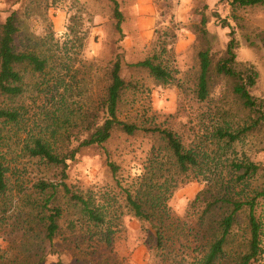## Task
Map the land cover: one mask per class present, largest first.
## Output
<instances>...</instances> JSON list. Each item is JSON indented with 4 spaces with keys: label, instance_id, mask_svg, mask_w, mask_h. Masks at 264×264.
I'll use <instances>...</instances> for the list:
<instances>
[{
    "label": "rangeland",
    "instance_id": "obj_1",
    "mask_svg": "<svg viewBox=\"0 0 264 264\" xmlns=\"http://www.w3.org/2000/svg\"><path fill=\"white\" fill-rule=\"evenodd\" d=\"M118 1L124 14V35L115 28L109 0H0V21L16 13L17 49L48 57L47 71L65 76L64 86H60L57 92H62L65 84L74 80L65 99L55 90L45 95V91H39L44 76L30 67H22V95L14 99L0 97V106L25 107L26 127L35 128L34 132H37L50 123L52 111L56 112L64 105L77 111L79 106H87L94 100L106 83L111 61L120 55L122 76L138 84L135 95L128 93L124 97L121 105L123 117L127 112L131 115L133 109H138L141 114L144 107H151L146 117L156 125L177 131L187 146L197 138L201 139L199 135L210 134L217 125L231 122L235 126L247 119V112L231 94L230 81L223 76L213 73L208 99L204 102L198 100V52L211 45L213 64L224 56L231 31L229 26H223L224 20L227 21L235 29L238 39L237 59L253 64L259 73L252 93L264 97V5L233 11L224 0ZM203 15L208 19L207 39L199 30ZM173 33L176 38L168 49L172 47L174 54L168 52L161 59L171 69H177L174 82L159 84L147 69L127 66L128 62L150 56L153 49L159 50L162 40ZM246 35L257 38V45H248L244 40ZM67 111L61 113L62 118ZM4 134V151L11 170L8 172L7 193L0 196V264H102L110 257V252L117 253L119 258L127 256L131 264H161L156 251L143 244L148 240L145 232L148 225L141 224L126 204V192L135 193L138 189V178L147 172L150 155L158 148H162L164 155L168 154L169 150L160 137L143 132L129 136L116 130L105 146L107 152L98 146L84 148L68 162L65 181L72 191L90 195L96 203H106L113 198L109 212L122 215L113 246H108L100 240L98 243L97 236L91 238L84 228L70 224L81 215L79 207L72 202L66 204V199L61 198L59 203L65 213L60 220L61 231L50 248L43 233L36 228L27 231L26 221L28 218L30 222V218L26 217L28 209L22 207V200L40 180L59 182L60 171L23 151L25 133L21 128H7ZM47 136L54 141L50 133ZM244 156L264 164V127L225 149L219 165L223 167L228 160ZM108 160L119 165L115 175ZM193 175L191 173V177ZM205 183L202 174L195 179L182 176L172 188L168 201L170 207L179 214L188 212L189 202ZM253 186H264L263 172L256 177ZM4 201L9 207L5 214L1 212ZM257 212L264 221V199H260ZM61 250L65 253L59 258L54 251ZM259 264H264V254Z\"/></svg>",
    "mask_w": 264,
    "mask_h": 264
},
{
    "label": "trees",
    "instance_id": "obj_2",
    "mask_svg": "<svg viewBox=\"0 0 264 264\" xmlns=\"http://www.w3.org/2000/svg\"><path fill=\"white\" fill-rule=\"evenodd\" d=\"M112 4L115 28L124 35L122 23L124 14L118 0H109ZM235 11L240 8L264 5V0H224ZM237 17V15H234ZM16 13L10 14L0 21V97L14 99L23 93L22 67H30L44 76L39 91L45 95L55 90L62 99L68 95L73 82L65 84V76L50 74L49 59L33 51H20L16 46L18 33ZM207 17L201 18L199 30L207 39ZM223 26L231 31L223 57L213 64L211 45L198 52L200 74L197 82L196 95L199 101L208 99L213 73L225 77L231 83V94L240 107L247 112V119L235 126L230 122L217 125L210 133L199 135L197 141L186 145L181 135L170 127H161L146 117L151 107H144L141 114L133 109L132 114L125 117L121 105L128 93L138 92V84L122 76V57L117 55L106 73L105 85L100 89L94 100L85 106L69 110L66 106L58 108L60 114L52 111L50 123L46 127L35 128L26 126L25 107L12 105L0 106V196L8 190V172L11 170L7 162L4 148L6 146L5 129L21 128L25 133L23 151L30 157H38L44 162L58 167L60 181L40 180L26 192L22 207L27 218V231L30 228L43 233L50 248L61 231L60 220L65 209L59 200L72 202L79 207L80 216L70 222L71 225L85 230L91 238L108 246H113L114 236L118 232V220L122 213L111 214V199L106 203H96L92 196L74 192L67 182L68 162L84 148L98 146L107 152L106 144L114 131L119 130L133 136L143 132L150 136L160 137L169 150L167 155L162 148L156 149L148 159V170L138 178V189L135 193L126 192V204L145 229L147 245L159 256L161 264H259L264 254L263 237L264 221L258 215L260 199H264V186L254 187L256 177L263 172L264 164L255 162L249 157L231 159L220 167L225 149L235 142H241L248 135L264 127V97L255 96L252 89L256 86L259 73L255 66L237 59L238 39L235 29L224 20ZM175 33L162 40L159 50L140 61L128 62V67L144 68L150 76L162 85L175 81L177 69H171L161 59L170 52L168 46L174 42ZM170 39V40H169ZM257 38L245 36V42L255 46ZM264 48V43L263 46ZM213 64V65H212ZM54 69L52 68L51 71ZM68 110L66 114L62 112ZM134 113V114H133ZM228 115V111H227ZM204 116V115H203ZM210 119L211 116L208 115ZM50 133L51 139L47 136ZM108 166L115 175L119 165L108 160ZM206 166V167H205ZM225 168V169H224ZM150 170V171H149ZM191 173L194 175L191 177ZM202 174L206 183L204 188L188 204V212L179 214L174 211L168 201L172 188L177 181L185 176L195 179ZM175 182V184H172ZM6 201L1 212L8 211ZM51 250V249H50ZM60 258L65 251H54ZM102 264H131L130 258L124 255L119 258L110 252Z\"/></svg>",
    "mask_w": 264,
    "mask_h": 264
}]
</instances>
